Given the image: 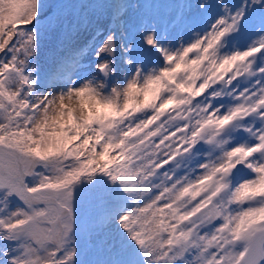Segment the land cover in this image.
Wrapping results in <instances>:
<instances>
[{"label":"snow or ice","instance_id":"6c2138e0","mask_svg":"<svg viewBox=\"0 0 264 264\" xmlns=\"http://www.w3.org/2000/svg\"><path fill=\"white\" fill-rule=\"evenodd\" d=\"M0 264H264V0H0Z\"/></svg>","mask_w":264,"mask_h":264}]
</instances>
